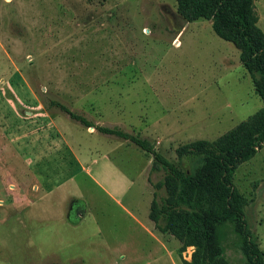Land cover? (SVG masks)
Segmentation results:
<instances>
[{"label": "rangeland", "instance_id": "1", "mask_svg": "<svg viewBox=\"0 0 264 264\" xmlns=\"http://www.w3.org/2000/svg\"><path fill=\"white\" fill-rule=\"evenodd\" d=\"M254 12L264 32V0L255 1ZM53 99L80 113L103 102L102 117L88 112L91 120L149 138L180 169L198 175L203 163L179 157L177 149L216 140L264 108L240 51L216 34L212 20L187 19L180 0H0V264L191 260L195 246L181 252L184 242L171 234L150 236L106 197L93 206L102 236L79 232L71 245L46 237L45 230L43 238L27 236L3 213V185L24 180L14 169L9 173L16 165V132L31 128ZM129 143L128 160L116 154L113 160L133 174L136 184L123 202L147 224L153 196L145 186L148 156ZM164 176L150 172L149 180ZM232 183L264 260V145L238 166ZM201 192L196 187L193 193L199 198ZM157 193L159 200L167 195L165 188ZM226 253L230 264L250 263L229 242Z\"/></svg>", "mask_w": 264, "mask_h": 264}, {"label": "trees", "instance_id": "2", "mask_svg": "<svg viewBox=\"0 0 264 264\" xmlns=\"http://www.w3.org/2000/svg\"><path fill=\"white\" fill-rule=\"evenodd\" d=\"M255 1L180 0V6L187 19L203 16L212 20L216 34L240 51V59L264 102V32L257 25ZM51 102L82 124L95 126L60 101ZM96 128L134 143L152 157L151 172H165L164 179L153 183L150 218L161 232L184 242L181 252L188 245L196 247L191 260L182 259L183 264H230L228 242L243 251L249 264H264L257 236L247 231L244 213L236 203L241 194L232 183L238 166L252 159L264 145V108L216 140L199 139L177 149L179 157L203 163L198 175L180 169L152 140L139 133L117 126ZM196 187L202 191L199 198L193 193ZM162 188L167 195L159 200L157 191Z\"/></svg>", "mask_w": 264, "mask_h": 264}, {"label": "crops", "instance_id": "3", "mask_svg": "<svg viewBox=\"0 0 264 264\" xmlns=\"http://www.w3.org/2000/svg\"><path fill=\"white\" fill-rule=\"evenodd\" d=\"M32 90L29 88L27 92L32 94ZM51 101L47 110L37 113L41 117L32 120L35 123L31 128L20 132L16 128V165L9 167V173L14 169L24 180L17 179L12 184L3 185V213L16 219L27 236L43 238L39 233L45 230L48 232L46 237L71 245L79 232L91 231L96 239L102 236L103 227L94 215L93 206L94 203L99 205L106 197L128 212L129 218L150 236L156 237L155 231L163 236L168 234L156 227L150 212L146 224L123 202L136 181L129 169L120 167L113 158L116 154L128 160L125 154H128L130 143L96 128V125H114L88 117V112L102 117L104 103L96 102L90 111L80 113L60 101L92 121L95 124L92 128L73 119ZM29 118L31 116L25 117ZM144 154L148 156L145 186L153 195L149 204L151 211L155 194L154 185L149 180L153 159L148 153ZM85 233L83 238L89 236V232ZM107 248L110 250L109 245Z\"/></svg>", "mask_w": 264, "mask_h": 264}, {"label": "water", "instance_id": "4", "mask_svg": "<svg viewBox=\"0 0 264 264\" xmlns=\"http://www.w3.org/2000/svg\"><path fill=\"white\" fill-rule=\"evenodd\" d=\"M93 128V126H91Z\"/></svg>", "mask_w": 264, "mask_h": 264}]
</instances>
